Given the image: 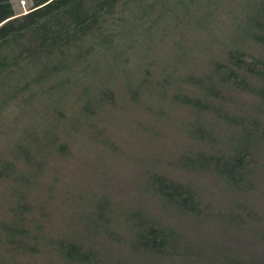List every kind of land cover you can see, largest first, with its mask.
I'll use <instances>...</instances> for the list:
<instances>
[{
	"label": "trees",
	"instance_id": "obj_1",
	"mask_svg": "<svg viewBox=\"0 0 264 264\" xmlns=\"http://www.w3.org/2000/svg\"><path fill=\"white\" fill-rule=\"evenodd\" d=\"M162 2L0 0V264H264V0Z\"/></svg>",
	"mask_w": 264,
	"mask_h": 264
},
{
	"label": "rangeland",
	"instance_id": "obj_2",
	"mask_svg": "<svg viewBox=\"0 0 264 264\" xmlns=\"http://www.w3.org/2000/svg\"><path fill=\"white\" fill-rule=\"evenodd\" d=\"M211 1L215 2L218 5H223V3H224V0H163L162 3H158L155 7L163 6V8H169L170 10H172V12L168 13L165 22L163 21L159 25L157 31H154V33L152 32L151 35H149V36H143L142 39H139L137 41V45L138 46L141 45L139 47V51H140L139 55H144V54L148 53L151 50V48L155 46V35L154 34H157V38L162 34L161 32H159V29L166 30L168 32V38L171 39V40H167L169 43L167 46L165 45V49L162 52H160L161 55L171 56L173 54H178L177 51H178L180 44H181L180 39L184 40L183 45L185 48L189 47L190 41H191V43H193L195 37L196 38L198 37V41H201V43L203 41V44H201V45L205 46L206 44H204V43L207 42L206 39L209 36V34L211 33V31H206V32L200 33L199 30H195L192 34L190 32H188L185 35L184 34L180 35L183 32V30L181 29L183 27L181 25L170 26L171 25L170 23H174V22H173V20L170 21L169 18L174 17V10H178V11L182 12V9H184V8L196 9L197 7H199V8L203 7L204 11L208 12L212 8V2ZM250 1L251 0H236L235 8L239 9V8L245 6L246 4H248ZM10 2L13 6L14 12L17 15L26 13L29 10V8L31 7V0H10ZM249 5H251V4H249ZM202 21L205 22V26H207V28L209 26H211L212 19H210V15H207L206 17H204L202 19ZM213 26L211 28H213ZM196 29H198V27ZM198 34H199V36H197ZM186 35H187V38H185ZM179 53H183V50L180 49ZM182 118H185V115H183ZM172 120H174V118H172ZM173 127H174V125H172L171 128H173ZM130 129L131 128H127L123 124L121 132L115 131V135H116L115 140L118 139L120 141L121 138L119 139L117 137L122 136L125 139V141H129L130 140ZM175 133L176 132L174 131V128L171 129L169 132V134L172 138L174 137ZM175 137H176L175 140L179 139V135L177 133L175 134ZM76 151H77V153H79L78 154L79 158H80V156H81V158H90L88 152H85V154H87V156H86L85 154H81V151L79 152V149H76ZM89 165H91V164H88V166ZM79 166H80V164H79ZM83 167H85V166H83ZM112 167L113 168H111V171H114L113 172L114 175H116L117 173H120L123 170L120 165H118V166L112 165ZM72 169H73V166H69L66 169V171L69 173L70 171H72ZM78 176L79 175H77V178H78ZM74 179H76V176H74Z\"/></svg>",
	"mask_w": 264,
	"mask_h": 264
},
{
	"label": "water",
	"instance_id": "obj_3",
	"mask_svg": "<svg viewBox=\"0 0 264 264\" xmlns=\"http://www.w3.org/2000/svg\"><path fill=\"white\" fill-rule=\"evenodd\" d=\"M5 21H6V20H5ZM2 23H4V21H3V22H1V23H0V25H1Z\"/></svg>",
	"mask_w": 264,
	"mask_h": 264
}]
</instances>
